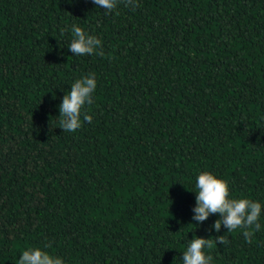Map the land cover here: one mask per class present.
Returning a JSON list of instances; mask_svg holds the SVG:
<instances>
[{"label": "trees", "instance_id": "obj_1", "mask_svg": "<svg viewBox=\"0 0 264 264\" xmlns=\"http://www.w3.org/2000/svg\"><path fill=\"white\" fill-rule=\"evenodd\" d=\"M136 2L0 0V264L45 245L65 264H183L196 236L211 264H264V0ZM73 25L103 54L74 55ZM88 74L93 103L64 132ZM203 171L261 203L252 243L193 220Z\"/></svg>", "mask_w": 264, "mask_h": 264}, {"label": "clouds", "instance_id": "obj_2", "mask_svg": "<svg viewBox=\"0 0 264 264\" xmlns=\"http://www.w3.org/2000/svg\"><path fill=\"white\" fill-rule=\"evenodd\" d=\"M72 3L73 0H68ZM99 8L112 12L121 0H92ZM126 6L138 7L136 0H122ZM73 39L69 50L77 56L103 54L102 41L94 35L88 34L79 26H72ZM99 49V51H98ZM97 88V80L94 74H88L77 79L71 84L70 91L63 97L59 105V127L64 132H76L82 126V109L85 105L93 103V94ZM83 120L91 122L92 116L83 113ZM196 205L193 208V220L203 223L210 215L219 214L211 226L220 232L223 225L227 232L238 228L244 229L243 235L246 241L252 243V237L261 229L258 222L262 211L259 201L248 198H230L228 182L211 171L201 172L196 181ZM217 242L227 245L229 243L225 235H218ZM50 245L29 248L23 251L18 264H65L64 260L49 253L46 248ZM213 241L201 236L191 239L187 250L183 252V264H211L213 257L206 254L205 248L212 249Z\"/></svg>", "mask_w": 264, "mask_h": 264}]
</instances>
